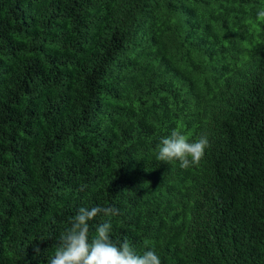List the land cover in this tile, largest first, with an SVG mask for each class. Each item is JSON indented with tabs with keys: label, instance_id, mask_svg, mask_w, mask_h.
I'll return each mask as SVG.
<instances>
[{
	"label": "trees",
	"instance_id": "trees-1",
	"mask_svg": "<svg viewBox=\"0 0 264 264\" xmlns=\"http://www.w3.org/2000/svg\"><path fill=\"white\" fill-rule=\"evenodd\" d=\"M264 0H0V264L80 207L161 264H264ZM173 129L199 163L159 161ZM82 185H86L81 189ZM39 244L36 255L33 246Z\"/></svg>",
	"mask_w": 264,
	"mask_h": 264
},
{
	"label": "clouds",
	"instance_id": "clouds-1",
	"mask_svg": "<svg viewBox=\"0 0 264 264\" xmlns=\"http://www.w3.org/2000/svg\"><path fill=\"white\" fill-rule=\"evenodd\" d=\"M257 15L264 17V11L258 12ZM209 146L206 135L190 140L181 131L173 129L169 136L161 139L158 159L166 162L177 160L181 168H188L199 163ZM84 187L86 185H82L81 189ZM98 215L116 216L119 215V209L100 206H93L90 209L78 208L48 264H161L160 257L154 249L138 254L127 238L119 245L113 243L110 238L112 230L110 221L97 225L96 234L90 240L89 222ZM33 252L36 255L40 254L38 243L33 246Z\"/></svg>",
	"mask_w": 264,
	"mask_h": 264
}]
</instances>
